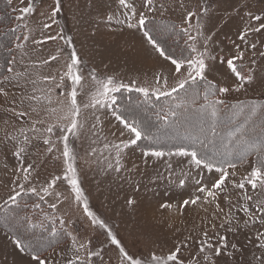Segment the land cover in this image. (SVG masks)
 Returning a JSON list of instances; mask_svg holds the SVG:
<instances>
[{"label": "rangeland", "instance_id": "374dc122", "mask_svg": "<svg viewBox=\"0 0 264 264\" xmlns=\"http://www.w3.org/2000/svg\"><path fill=\"white\" fill-rule=\"evenodd\" d=\"M10 1L18 10L20 17L23 7L31 4L34 8L33 12L23 18L24 34H28L30 39L27 42L20 41L24 44L22 49L15 46L11 62L15 58L17 63L10 62V66L17 73L28 68L31 73L29 79L37 80L35 85L37 89L52 88L53 103L29 105L25 101L21 105L22 94H31L33 85L26 84L23 79L19 81L18 87L14 86L15 81L6 82L4 77L12 75L8 72L0 79V88L8 93L7 96L0 93V207L7 200L10 190L15 187L17 169L21 166L18 158L13 155L14 143L5 138L6 133L16 135L21 127H29L26 123L27 118L15 117L10 109L15 107L18 111H29L30 107H35L37 111L30 113L31 119L45 121L44 125L38 127L56 123L54 118L45 115V111L57 106L56 100L60 97L61 91L70 90L71 81L66 76L63 89L57 88L56 84L60 83V76L66 74L69 54L75 47L81 58L78 67L83 76L78 89L80 120L83 127L79 130L78 136L69 137V146L75 154L84 199L76 201L71 186L66 181H58L51 190L53 194L45 196L44 201L48 206L52 203L57 204L56 209H52L53 216L64 218L66 223L63 228L67 233L71 232L76 236L79 243L90 241L89 249L101 252L100 257L90 258L92 264H121V256L118 246L111 243L105 229L99 223L93 224L92 218L83 211L85 199L89 209L96 214L98 220L104 221L111 228L125 250L135 258L143 259L145 264L152 252L167 256L177 245L182 244H187L186 247H181L179 253V259L183 260L184 264H194L195 260H199L200 264H260L261 260H264V248L260 246L257 233L264 232V225L249 223L245 226L244 220L247 217L238 207V202L243 203L244 192L233 186V181L238 183L250 172L253 167L252 159L236 165L235 169H228L230 175L226 179L225 190L217 191L215 201L212 198L205 199L206 194L197 191L201 185L196 181L202 179V183L210 188L214 180L219 178V173L197 169L189 164V158L144 157V151L140 150L136 143L122 150L123 169L119 173L105 171L102 160L100 163L97 162L103 143L116 144L121 140H128L130 134L111 116V108L107 110L83 108V104L90 102L98 87L91 77L93 71L99 80L113 76L118 83L130 84L135 81L137 87L150 89L155 86L156 75L167 77L169 89L178 79L175 70L173 74L170 72L172 67L163 59L164 57H160L146 42L144 30L129 29L126 24L116 23L115 18L124 19L121 15L123 9L118 0H61V9L55 17H52L55 0ZM129 2L134 4L138 13L145 12L147 19H168L179 23L183 28L187 27L184 20L186 12L188 10L197 12L198 18L191 22V34L196 35L197 29L202 33L196 43V47L201 51L205 38H211L208 43V55L212 58L206 60L208 67L205 76L219 87L236 86L237 78L228 68L226 58H231L236 53L235 45L241 44L239 33L250 23L253 27L258 26V23H264V20L251 21L248 16L249 12L264 16V0H153L155 10L152 12L142 6L141 0ZM108 15L114 16L112 22L107 20ZM53 19L55 23L52 27L45 29L43 25L51 24ZM47 35L71 37V43L61 39L43 44L32 43L33 40H42ZM251 43L257 45L256 49L248 46ZM241 47L245 51V56L243 60L236 61L237 67L242 73H253V80L246 81L245 86L238 92L232 90L227 94L219 93V99L238 101L255 96L264 97V56L260 55L264 52V30L250 33ZM50 56H56L57 59L47 65L40 63ZM33 64L39 66L32 67ZM186 75L185 68L180 78ZM43 76H55L56 81L55 83L43 81ZM141 109L145 110L143 107ZM189 109L191 110V107ZM196 109L200 108L191 111ZM189 113L181 121L183 123H177L178 133L186 132L187 140L195 139L196 136L200 138L209 136L207 127L212 121L205 119L201 113L197 115L200 129L189 133L190 127L184 124L190 119ZM146 114L151 115L148 111ZM249 114L247 113V117ZM97 115L100 121L95 120ZM198 118H201L200 121ZM93 124H96V128L92 127ZM171 129L168 127L169 131ZM201 129L205 130L204 135H201ZM93 132L98 133L99 139ZM59 135L57 130L51 137L55 145L52 153L47 152L49 146L43 144V136L33 140L34 146L28 148L24 163H32L34 170L31 183L26 184V188L35 186L39 190L47 180L56 175H63V144L57 139ZM151 139L158 141L161 138L154 136ZM219 147L223 148L222 145ZM93 148L97 149L95 155L92 154ZM103 154L107 156L108 152L105 151ZM168 164H171V169L168 168ZM233 172L235 175H232ZM181 179L185 180L183 186L179 183ZM245 191L254 199L258 197L264 200V193L259 189L253 191L246 185ZM55 193H60V196L57 197ZM197 195L201 199L195 205L191 203L184 205L185 200L190 201ZM129 200L133 203L129 204ZM230 208L232 214L240 220L239 226L233 222L231 231L227 224L223 228L220 227L225 223V214ZM6 215L3 214L4 222ZM9 218L8 215V222ZM48 225H51V221H48ZM56 227L62 228L58 223ZM204 232L208 233L213 244H217L219 237L224 236L228 245L221 248L219 256L213 254L211 261L208 262L203 260L202 254L198 251ZM68 237L67 243L41 254V258H46L48 264H66V258L73 256L71 237L69 235ZM80 254L81 261L89 259L83 250ZM0 264H34L30 255L20 252L11 242V236L2 229Z\"/></svg>", "mask_w": 264, "mask_h": 264}, {"label": "snow or ice", "instance_id": "6c2138e0", "mask_svg": "<svg viewBox=\"0 0 264 264\" xmlns=\"http://www.w3.org/2000/svg\"><path fill=\"white\" fill-rule=\"evenodd\" d=\"M119 5L123 9L121 15H123L124 19L120 20L119 18L116 19V23L120 25H125L129 29L135 30H144L143 36L146 39V42L152 46L153 50L158 53L160 57H164L174 66V70L176 76L178 77L177 82L174 86L168 87V79L167 77H163L161 75H156L155 77V86L151 87H137L136 82L132 81L130 84L125 83H118L116 78L113 76H107L103 80L97 79L95 72L91 74L92 80L96 82L98 85L95 93L91 96L89 103H84V109H93V110H100L104 109L107 110L109 108L112 109L111 116L114 117L116 121H118L121 125H123V129L126 130L127 133L130 134V138L128 140H121L119 143L110 144V143H103L102 149H100L99 156L100 159L97 160L98 163L103 162L104 170L105 171H115L119 173L123 169V165L121 163L122 160V150L124 148L129 147V145H135L138 141L151 138L149 130L138 120H129L128 116L125 112L120 111L118 108L115 107L117 103V96L115 93L119 92L121 89H126L128 91L135 90L136 92L143 93L146 98L151 99L154 95L158 100L160 97H172L174 93L184 92L185 96H189L188 90L186 86H191L196 84L197 80H205V70L208 67L206 60L211 59L208 55V43L210 41V37L205 38L203 41V51L199 50L196 47V43L198 38L202 35V33L197 29L196 35L191 34L192 28V20L198 18V13L188 10L184 17V20L187 22V27H184L182 30L187 34V38L192 43L190 44L191 52L194 55H190L187 58H173L170 55H166V51L163 48L162 44L159 40L153 36L149 31H147V15L145 12L140 11L137 12V8L134 6L133 3H130L129 0H118ZM142 6L146 7L149 12L154 11L153 7V0H141ZM163 7V5H161ZM61 9V0H55V7L52 9V17H55ZM34 8L31 4L21 9L22 16L20 19H23L29 13L33 12ZM206 12L207 9H204ZM251 21L260 22L264 20V16L262 15H255L251 12L248 13ZM138 17V18H137ZM107 20L112 22L114 20L113 15H108ZM135 21V22H133ZM55 23V20H52V23H45L43 27L45 29H50L52 24ZM264 30V23H258V26L253 27L252 24H248L240 33H239V40L241 44H244L247 41V37L250 33H259ZM30 37L28 34H24L22 37L17 38L16 48L22 49L24 44L20 41L23 40L24 42L29 41ZM56 39L65 40L66 43H71V37H63L62 35H47L42 40H33V44H43L47 41H55ZM241 44L235 45L236 53L231 56V58H226V63L228 68L237 78V83L235 88L232 87H219L216 90H213V86L211 82L208 83V89L205 91L203 95L204 104L199 105L201 110L207 115L209 118L216 117L218 114V105H223L224 100L215 98L210 99V97H217V93H229L230 91H239L240 88L245 86V82H251L253 80L254 74L253 73H242L236 64V61L243 60L245 56V51L241 47ZM252 49H256L257 45L255 43H251L248 45ZM261 56H264V52L260 53ZM57 59L56 56H50L48 59L41 61V64L47 65L50 61H55ZM69 62L66 63V74L60 76V83L56 84L57 88H64V81L65 76L67 79L71 81L70 90L61 91L60 97L56 100V107H52L46 109L45 115L48 118H54L56 123L47 124L46 127H38V125H44L45 121L43 119L32 120L31 119V112H36L37 109L35 107H30L29 111H18L15 107L10 109L12 114L18 118H27L26 123L29 127H21L17 130L16 135H12L11 133H6L5 138L12 141L14 143V152L13 155L18 158L20 161L21 166L17 169V177L15 183V187L10 190L7 200L5 204L7 205L9 202L12 205L19 206L18 198L21 196L22 193L25 191H30L32 193H36L40 195L41 201H44L45 196H51L52 189L57 185L58 181H66L68 185L71 186V190L75 193L76 201H81L84 199L83 190L80 185V180L75 164V154L73 153L72 149L69 146V137H76L79 135V130L83 127V124L80 120L81 116V105L78 103V89L81 86V81L83 80V76L79 71V65L81 63V58L78 55L75 47L72 48L69 54ZM12 64L17 63L15 58H13ZM254 63V61H253ZM38 64H33L32 67H38ZM186 68L187 75L182 76V70ZM8 73L12 75H8L4 77L6 82L12 83L15 81L14 86H19L20 80H25L26 84L33 85L31 89V94L23 95L20 99V104L23 105L25 101L29 103V105L36 104L39 105L41 102H46L47 104H52V88L48 89H37L35 87L37 80L29 79L31 76L30 71L28 68H25L22 72H14V68L9 66L7 69ZM39 79V78H38ZM43 81L55 83L56 77L55 76H43ZM41 94H37V93ZM0 93H3L5 96L8 95L7 92L4 91L3 88H0ZM198 95V93L196 94ZM196 95L190 96V101L192 104H196ZM249 113H253L256 111L255 106L249 108ZM179 113L174 108H166V106H161L160 112L156 113L157 119L161 120L165 123L169 122L171 118L178 117ZM96 121H100V117L97 115L95 116ZM93 128H96V124L92 125ZM57 130L59 131L60 135L57 137L63 144V151L62 156L64 158V172L63 175H56L52 177L50 180H47L44 185H42L39 190L37 187H28L26 188V184L31 183L32 180V172L34 170V165L32 163H24L25 155L28 151V148L33 145V140L38 139L40 136H43V144L48 145L47 152L52 153L54 150L55 145L51 139L52 135L56 134ZM207 131L211 134L212 137L216 136V128L211 126L207 129ZM205 130L201 129V135H204ZM93 135H96L99 139V135L97 132H93ZM124 135V132H121V136ZM239 137H236V141H239ZM208 140V137L205 136L202 140L200 136H196L194 143L191 145H184V144H174L172 148L165 150L164 146L161 147H154L149 146L147 151L143 152L144 157H154V158H164V157H184L189 158V164L194 166L197 169L206 170L208 173H212L215 171L219 173V178L215 179L212 183L211 187H207V185L202 183V179L197 180L196 183L201 185L197 191L199 193H204L205 199L212 198L215 201L217 196V191L223 192L225 190V182L226 179L229 177L230 173L228 169H235L236 164L230 163L228 161L221 162L220 159L214 157L212 155L206 154L202 151V149L207 148L208 144L205 141ZM236 141H230L231 143H235ZM211 142V141H209ZM195 143L200 144V148L198 149L195 147ZM244 146V150L242 152L241 158L246 156L250 150H256L255 144H249L247 141L241 142ZM107 151L108 155L104 156V152ZM260 153H264V144L258 149ZM97 153V149H92V154L95 155ZM114 153V155H113ZM227 151L221 153V157L227 155ZM146 162V161H145ZM227 165V167L225 166ZM171 164H168V168L171 169ZM232 175H235L233 172ZM180 185L183 186L185 184V180L181 179L179 181ZM246 185L250 186L253 191L259 189L261 193H264V158H261L256 166H253L250 172L241 179L238 183L233 181L234 188L241 190L244 192L242 196L243 203L240 204L238 202L239 210L242 211L245 216L247 217L244 220L245 226L249 223L251 224H261L264 225V200L259 199L258 197L254 199L252 195L247 194L245 191ZM57 197L60 196V193H55ZM201 197L199 195L192 198L190 201L185 200L183 203L187 206L189 203L195 205L197 201H199ZM129 204H132L133 201L129 200ZM252 205L251 207L249 205ZM51 209H56L57 204L52 203L49 206ZM33 208L38 209L40 208V204H34ZM217 208L219 205L217 204ZM11 211V209H9ZM83 211L88 217L92 218V223L96 224L99 223L101 227H103L106 231L107 236L110 238L111 243L113 245L118 246L119 253L121 256V264H145V261L141 258H135L134 256L130 255L125 248L120 244V241L117 239L116 235L112 232L111 228L108 227L107 224L104 223L102 220H98L96 214L89 209V205L84 200L83 203ZM223 211V209H220ZM226 219L225 223L221 224L220 227L223 228L225 224L229 225V230H233L231 227L233 222H235L236 226H239L240 220L237 219L229 209V212L225 214ZM45 220L51 221V227H45ZM57 223L63 227L65 225V220L63 217L56 218L55 216H49L47 213H44V220H40L38 223L33 222L29 218H25V226L26 230L32 229H42L43 231L48 233V237H44L41 235L40 237L36 238L35 243L33 240H26L19 235H12L11 242L13 245L20 251L25 252L27 251L30 255L34 264H48L46 258H41L40 254V247L43 245L45 240L51 243V240L55 239L58 235V228L56 227ZM71 237L72 245H73V256L72 258H66V264H80L81 262V251L83 250L89 259L84 261V264H92L90 258L93 257H100L101 252L93 251L89 249L90 241L86 243H79L76 236H73L71 232L68 233ZM257 237L260 241L261 248H264V232H258ZM187 244L177 245L174 250L170 251L167 256H160L157 255L155 252H152L147 264H184L183 260L179 259V253L181 247H186ZM227 240L226 237L220 236L218 243L213 244L211 242V238L208 236L207 232H204L203 238L199 244V253L202 254L203 260L208 262L211 261L212 255L219 256L221 254V248H226ZM233 247H235L233 245ZM194 264H200L199 260H195ZM260 264H264V260H261Z\"/></svg>", "mask_w": 264, "mask_h": 264}, {"label": "trees", "instance_id": "16d2710c", "mask_svg": "<svg viewBox=\"0 0 264 264\" xmlns=\"http://www.w3.org/2000/svg\"><path fill=\"white\" fill-rule=\"evenodd\" d=\"M146 24V30L159 40L166 51V55L178 59L194 55L191 52L187 34L182 30L183 27L179 23L163 18H153L147 19ZM24 33L25 23L23 19H20L18 10L10 0H0V79L8 72L7 69L10 66L17 38L22 37ZM209 82H211L213 90L219 88V85L215 82L208 79H198L196 84L192 85L190 82L191 86H186L189 96H185L184 92H179L174 93L172 97H160L158 100L154 95L149 99L143 93L136 92L135 90L128 91L121 89L115 94L117 96L115 107L125 112L130 121L133 119L140 121L149 130L151 138L154 136L161 138L158 141H153L151 138L138 141L137 145L140 150L146 151L149 146H164L165 150H167L172 148L174 144H184L186 146L193 144L195 139L187 140L186 132L178 133L177 123H183L181 121L190 112V119L184 122V124L190 127L189 133L192 130L200 129L199 126L201 125H198L197 115L201 113L206 117H204L205 119L212 121V124L208 125L207 129L211 126L216 128L215 137H212L211 134L207 136L208 140L205 143L208 144V147L202 149L204 153L217 157L221 162L228 161L236 165L243 164L252 159L253 166H256L258 161L264 158V153L258 151L261 145L264 144V97L255 96L238 101L224 100L223 105L217 106V116L209 118L199 107V105L205 103L203 95L208 89ZM197 93L198 95H196ZM192 95H196L197 102L195 105L190 101V96ZM218 97L219 93H217V97H210V99ZM161 106L176 109L179 113L178 117L171 118L167 123L158 120L156 113L160 112ZM252 106H255L256 111L250 113L247 117L248 110ZM142 107L146 111L141 109ZM189 107H191V110L195 108L200 109L191 111ZM147 111L151 114L150 116H147ZM200 119L198 118L199 121ZM168 127L172 129L169 131ZM229 136L231 137L229 138ZM236 137L240 138L239 141H236ZM201 139L203 140L204 137ZM230 141L236 142L230 144ZM242 141L256 145V150H250L243 158H241L244 150ZM219 145H222L223 148H220ZM195 147L199 149L200 144L195 143ZM225 151L228 154L221 157L220 154ZM225 166L227 167V165ZM18 203L19 206L12 205L9 202L7 205L4 203L0 207V229L4 230L11 237L12 235H19L26 240H33L34 243L36 238L41 235L48 237V233L42 229L26 230L25 218L27 217L33 222L38 223L40 220H44V213L53 216V210L34 193H22L18 198ZM34 204H40V208H33ZM3 214L4 216L7 214L5 222L2 221ZM8 215L10 217L9 222ZM45 227H51V225H48L47 220H45ZM68 239V233L65 228H58V235L55 239L51 240L50 244L48 240L43 242V245L40 247V254H44L56 246L64 245L68 242ZM24 253L29 255L27 251ZM80 264H84V261H81Z\"/></svg>", "mask_w": 264, "mask_h": 264}, {"label": "crops", "instance_id": "0c3cea01", "mask_svg": "<svg viewBox=\"0 0 264 264\" xmlns=\"http://www.w3.org/2000/svg\"><path fill=\"white\" fill-rule=\"evenodd\" d=\"M165 59V58H163ZM167 61V63L172 67L170 72H172V74L174 73L173 70H174V66L170 63V61H168L167 59H165Z\"/></svg>", "mask_w": 264, "mask_h": 264}]
</instances>
